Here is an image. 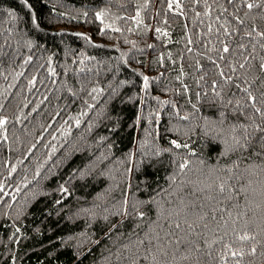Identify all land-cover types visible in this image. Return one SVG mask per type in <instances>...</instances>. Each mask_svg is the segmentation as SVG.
<instances>
[{
    "label": "trees",
    "instance_id": "obj_1",
    "mask_svg": "<svg viewBox=\"0 0 264 264\" xmlns=\"http://www.w3.org/2000/svg\"><path fill=\"white\" fill-rule=\"evenodd\" d=\"M27 3L31 10L23 0H0V116L9 120L7 132L0 130V264H129L132 253L126 246L137 235H186L183 214L160 216L162 209L180 211L178 201L186 198L180 181L204 187L225 169L235 170L236 163L241 172L259 163L224 153L235 122L231 113L236 101L245 103V94L224 83L217 65L242 88L236 77L245 70L238 62L255 55L249 59L251 79L259 75L264 56L259 45L252 49L258 38L244 35L253 21L239 0L235 6L228 0H179V8L175 0ZM254 23L264 30V18L257 15ZM221 41L230 53L216 51ZM230 64L237 66L235 74ZM214 82L221 97L213 91ZM221 112L228 115L223 122ZM173 140L182 147L175 148ZM165 148L171 152L153 155ZM146 159L151 167L140 163ZM180 161L190 162L189 169L177 178L180 186L171 195L156 197L160 208L145 204L142 221L117 215L126 199L131 210L133 202L168 189L167 177ZM242 181L248 191L236 193L238 202L245 205L247 195L255 207L262 199L264 173L245 174ZM231 183L239 187L236 180ZM249 215L259 223V209ZM173 220L181 230L174 229ZM207 223L211 231L203 232L209 240L223 234L211 218ZM225 243L245 252L252 246L234 237ZM198 246L201 252L186 264H197L196 256L198 264H225V256L227 264H237L239 259L227 255L224 243L208 247L200 240ZM255 246L257 255H245L239 264H264V234Z\"/></svg>",
    "mask_w": 264,
    "mask_h": 264
},
{
    "label": "snow or ice",
    "instance_id": "obj_2",
    "mask_svg": "<svg viewBox=\"0 0 264 264\" xmlns=\"http://www.w3.org/2000/svg\"><path fill=\"white\" fill-rule=\"evenodd\" d=\"M25 5L31 10V5L27 3V0H23ZM195 3H200V0H194ZM233 6L237 3V0H228ZM244 8L247 9L245 12V17L253 21L251 24V30L245 31L244 35L252 38H258L255 40V43L252 44L253 51L256 46L259 45L261 49H264V30H258V26L255 25L254 20L257 15L261 18H264V0H239ZM176 7L179 8V0H175ZM172 3H169V8H172ZM227 11V9H223ZM239 11V9H237ZM209 12H205V15H209ZM182 15V13H181ZM98 18H102L103 13H97ZM236 19L239 21V24L244 25L245 20L240 19L238 16ZM35 23V21H34ZM38 26V25H37ZM226 35L231 36L232 32L228 31L227 27L224 28ZM119 31V29H117ZM209 31H211V26H209ZM158 34L167 36L168 33H161L159 28L156 29ZM191 43V40H189ZM222 48L217 49L216 51L222 53H230L232 50L229 48L227 42L221 41ZM241 48L247 49V45L241 44ZM189 52L192 51L191 48L188 49ZM225 57L220 56V59L223 60ZM249 59L255 60V55L249 53L248 56L244 57L241 62H238V68L245 70V74L241 77H236L241 79L244 87L241 88L240 84L234 82V76L226 74L222 68L217 65L218 75L224 79V83L229 86L236 87L240 89L245 94V103L242 105L240 101L235 102V108L233 109L231 115L234 117L235 122L230 123V139L224 140V153L225 154H234L237 159L243 161L244 159H250L259 161V163L250 165L245 168L243 172L240 171L241 164H235V170L232 168L225 169V175L216 177V180L210 184L205 185L204 187H194L192 182L180 181V185H183L186 188V198L180 199L178 201V206H180V211L173 209L171 211L161 210L160 216L168 217L176 216L179 217L181 214L184 215V224L187 225V233L184 236H178L176 231H169L165 234V237H161L159 233L152 234L146 233L143 238L137 235V239L134 244L128 247L129 251L132 253L128 257L129 264H186L193 260L194 253H200L201 249L199 248L200 240L211 247L213 244L224 243V246L227 248V255L233 258L242 259L245 255L256 256L257 248L255 243L257 242V236L264 234V189L261 190V201L255 207L250 206L247 195L244 196L245 205H241L238 202L236 193H247L248 189L244 187L242 177L247 174L252 176L256 174V171L259 170L260 173H264V56L260 57L258 63L259 75L252 76L251 79H248L247 76L251 72L252 66L249 64ZM28 61H25L27 63ZM215 64V61H213ZM230 72L235 74L237 72L236 65H229ZM149 87V78L144 77V88ZM186 87V86H185ZM93 92H96L97 89L93 88ZM102 91V90H101ZM213 91L217 97H221V91H216L215 82ZM255 93V94H254ZM231 95H234L232 93ZM163 103H167L166 101ZM228 104H232L231 99L227 100ZM260 105V106H258ZM3 109V105H0V110ZM245 109L249 111H245ZM220 116L223 120L228 119V115L224 112L220 113ZM259 117V120H257ZM186 119V118H185ZM9 120L0 116V130L4 133L7 132L6 126L8 125ZM77 124L79 121L77 120ZM4 140H7V135H4ZM171 144L179 149L182 147L180 143L173 140ZM183 147H188L186 144ZM164 152H171V149H157L153 155L159 157ZM142 164H146L151 167V159H146L140 161ZM190 162L180 161L176 169L167 177L169 188L160 189L156 192L155 196L150 197L147 201H136L131 205V210L128 209L127 199L124 201V206L117 215H127L130 218L138 217L139 220H144L146 213L141 210L145 204H154L158 208L161 207L160 200L156 197L163 199L166 195H171L172 191L177 185V178L182 174H186V170L189 169ZM138 172L142 169L139 164L137 165ZM15 171V169H13ZM128 173H131L132 169L129 168ZM232 175H228V174ZM232 180H236L237 185L231 183ZM251 181H249V187ZM3 191V187L0 186V192ZM19 191V189H17ZM64 191H67L66 189ZM254 191V190H253ZM204 194V195H201ZM191 197L192 199H187ZM203 201V202H202ZM225 201L229 203L220 208L218 205L224 204ZM234 202V203H233ZM139 205V206H138ZM256 209H259V223L256 220L252 219L249 215L251 212L252 215H256ZM216 213L219 215L217 220V215H212ZM192 216L194 219L189 222V217ZM247 217V219H245ZM211 218L216 222V231L223 230V234L209 240L204 236L203 230L209 229L207 223L208 219ZM158 223V221H157ZM242 223V227L240 226ZM173 227L176 230H181V223L173 220ZM139 226V225H137ZM200 226L201 231H196V227ZM259 229L257 232L256 229ZM255 234H252L254 233ZM194 235L195 238H191ZM226 237H234L235 240L241 242H252V246L248 252H245L243 246H240L236 249L233 248L232 244L225 243ZM142 249V250H141ZM211 255V253H207ZM264 255V252L261 253ZM197 264L199 261V256L195 257ZM225 264H227V256L224 257ZM239 259L237 264H239Z\"/></svg>",
    "mask_w": 264,
    "mask_h": 264
}]
</instances>
